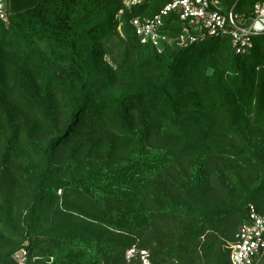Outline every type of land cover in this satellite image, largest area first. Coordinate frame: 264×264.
I'll return each instance as SVG.
<instances>
[{
	"label": "trees",
	"instance_id": "16d2710c",
	"mask_svg": "<svg viewBox=\"0 0 264 264\" xmlns=\"http://www.w3.org/2000/svg\"><path fill=\"white\" fill-rule=\"evenodd\" d=\"M6 1L0 264H131L133 248L233 264L264 214V35L245 55L227 37L182 45L171 14L159 52L132 21L168 0ZM216 1L246 18L264 4Z\"/></svg>",
	"mask_w": 264,
	"mask_h": 264
},
{
	"label": "built area",
	"instance_id": "2783aa9c",
	"mask_svg": "<svg viewBox=\"0 0 264 264\" xmlns=\"http://www.w3.org/2000/svg\"><path fill=\"white\" fill-rule=\"evenodd\" d=\"M146 0H125L128 9L142 5ZM175 14L184 23L185 29L180 37L182 45L195 44L207 38H230L238 55H245L252 47L255 37L264 35V4L255 7L251 17H243L235 12V7L228 13L222 11L216 0H168L163 10L148 20L136 18L132 25L143 45L151 44L162 52L163 39L160 31L164 19ZM0 21L9 22V7L6 0H0ZM246 22L250 25L246 26ZM264 257V214L251 208L249 220L236 236L233 264H259ZM127 261L138 264H152L146 250L133 248L127 253Z\"/></svg>",
	"mask_w": 264,
	"mask_h": 264
},
{
	"label": "rangeland",
	"instance_id": "374dc122",
	"mask_svg": "<svg viewBox=\"0 0 264 264\" xmlns=\"http://www.w3.org/2000/svg\"><path fill=\"white\" fill-rule=\"evenodd\" d=\"M223 11H224L225 13H228L230 10H229V9H223ZM243 22H245V19L243 18V16H241V21H240V23L243 24ZM248 25H250V23H249V22H246V26H248ZM209 39H210V38H209ZM112 49H114L115 54L118 55V56H120V55L123 53V51H122V50H123V49H122V45H121L120 42H119V43L117 42V43L113 44V45H112ZM18 259L21 260V257H19ZM258 263H259V264H264V257H263L262 259H260Z\"/></svg>",
	"mask_w": 264,
	"mask_h": 264
}]
</instances>
